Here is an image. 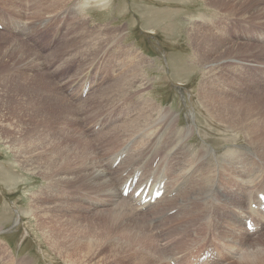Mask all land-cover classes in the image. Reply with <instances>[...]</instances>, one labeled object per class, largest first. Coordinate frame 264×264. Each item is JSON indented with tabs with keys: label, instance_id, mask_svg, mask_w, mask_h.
<instances>
[{
	"label": "rangeland",
	"instance_id": "1",
	"mask_svg": "<svg viewBox=\"0 0 264 264\" xmlns=\"http://www.w3.org/2000/svg\"><path fill=\"white\" fill-rule=\"evenodd\" d=\"M60 1L0 0V21L2 20L0 25L4 26L0 32L19 38L40 54L44 71H47L49 76L42 77L43 80L37 86L32 97L24 96L23 99L32 100L34 104L39 105L38 109L44 112L47 103L45 92H49L54 96L52 99L54 104L66 106L64 116L68 118V122L64 126L69 128V131L73 134L67 140L82 143L77 138L78 133L83 130L85 134H89L88 136L93 141V145L97 148L99 154L103 156L105 152L102 144L112 139V137L108 139L104 136L111 131V127L114 125L113 127L117 128L126 123L131 117L138 115L139 111H143L141 101L130 93L124 96V100L103 108L101 113H92L95 111L97 104L90 102L91 98L97 94H102V89L106 88L115 78L112 68L107 69L106 61L121 60V62L124 61L127 69L121 78L131 80L138 75L141 79L147 76L149 84L152 83L151 89L146 93L147 98H151L157 106L163 108L162 116L160 115L158 118L159 121L163 120L160 125L158 123L155 126L160 128L153 127L155 128L154 133L159 130V133H155L156 135L165 130L170 119H174L171 114L168 116L170 119L166 118L164 110L181 112L179 127L188 128L190 126L194 129L195 125H200V129L194 136L195 139L202 141V132V136L208 142V145L218 149L225 146L231 147L237 142L242 149L245 148L247 149H244L245 151L254 153L264 163V109L262 108L264 106V91L258 90L263 88L259 85V82L262 81L261 74L251 70V75L247 71L248 74L238 76L239 79L242 78L240 82L242 84L252 76L251 86L257 91L248 89L245 91L246 94L263 96L261 98L262 106L260 103L258 105L249 103V107L255 109L256 113L241 130L219 123L218 120L221 119L219 114H217L218 120L215 119L214 121L220 130L213 131L207 125L206 120L204 122L200 120L198 114L194 119V127L192 124L188 125L191 123L188 113L189 111L195 112L194 110L197 108L198 85L206 73L203 65L205 61L209 65L221 60L219 52L223 47L222 41L216 38L205 39V43L201 40L202 45L211 44L214 47V50L208 52V56L205 57L202 56V51H199L197 47L194 49V43L204 36L209 37V34L214 31L215 33L212 35H215V29L222 34V37L224 36V39L226 37L225 41L229 39L230 42L236 40L241 44L246 43L247 39L252 37L254 33L264 30V0H76L80 3L87 1V5L83 8L85 9L84 12L80 13L77 9H73L72 6L76 4V1L73 0L66 5L64 12L52 14L49 18H44V16L42 18V15L52 9H61L63 1ZM239 1L244 3L239 5ZM43 3L48 4V9L42 7ZM15 6L19 9L18 12ZM37 14L42 15L36 16ZM245 14L248 18L242 17ZM58 20H65V24L62 22L64 28L56 36V23ZM79 21L80 23L75 24ZM14 22L16 25L18 24L15 28L16 31H22L21 36L11 33H15V29L10 28V24ZM24 22L30 27L27 31L22 29ZM70 27L72 28L71 34L73 37L66 35L67 28ZM77 27L80 28L81 32L75 29ZM191 28L201 30L199 31L200 37L193 41H190L189 36L186 35ZM84 29H88L87 32H84ZM31 30V35L28 33L25 37L32 36L34 39L32 37L29 40L23 39L22 36ZM210 30H212V33H210ZM74 31H77L76 36ZM125 31H127L126 35H123ZM205 32L209 34L206 35ZM116 33L120 36L116 39L117 51L114 48L113 51L107 53L104 60L102 58L100 60L103 50L97 53H87L86 47L89 44L103 36L105 39L107 35L109 37ZM188 33L190 34V32ZM64 34L65 37L67 36L65 44L78 47L77 51L73 48L62 57L55 58V55L50 57L49 54L57 49L59 41L56 46L53 43L58 40V36L63 37ZM53 37H56V39L52 43L49 39ZM7 44L8 41L5 44H0V49ZM125 51L128 55L122 61V55H125ZM197 52L199 53L196 55ZM235 52L241 55L243 51L239 49ZM98 53L101 55H97ZM75 54L78 56L74 57ZM263 55L264 53L259 57L264 59ZM95 56L96 58L93 60ZM15 57L16 54L7 58L10 69L7 73L0 74L1 76L9 75L13 78V80L3 83L0 77V264H170L171 262H168L167 259L172 257L171 251L183 252L179 254L181 256L198 248L200 237L196 238L191 232L182 236L173 235L168 238L163 235L164 231L159 228L158 231H162V233H157L160 236L157 246L149 239L137 236L135 231H122L121 221L113 222L109 216L101 214L97 207L85 208L83 202H76L74 199H57L56 194L68 187L75 188L73 194L77 196H82L83 193L90 194L92 190L101 191L98 187L94 189V186L82 174L81 169H75L79 163L78 160H72L69 165L65 164L61 169L55 168L61 164L60 160L55 163L48 162L46 174H32L30 172V165H34L35 161L33 156L35 149L29 147V145L21 146L16 141L19 137L31 138L35 136L36 131L33 132L29 125L34 123V114H32L33 108L31 106L24 109L17 107L19 99L17 96L21 92L17 94L14 92L15 89L19 86L29 88V85L22 84L24 80L17 75L18 71L14 70L20 62V60L15 61ZM143 58L152 62L143 61ZM2 70L0 69V71ZM86 79L91 80L92 88L84 98L82 92ZM73 83H75V86L71 88ZM95 84H97L96 87H94ZM246 86L250 88L249 85ZM58 88L65 97L57 93ZM214 91L220 93L218 88H215ZM208 95L213 100L223 104L226 103L229 96V94L220 96L212 92ZM20 97L22 98V96ZM65 98L73 104L80 118L79 120H82V122L73 120L76 112ZM246 98V96H238L237 100L243 104ZM200 100L202 101V99ZM244 108L246 109V107ZM142 111L139 114H142ZM58 114L59 110L56 109L53 119H47L40 115L41 122L38 125L47 127L53 134L52 128L58 121ZM7 123L14 124V127L22 125L23 129L18 132L16 129L9 128ZM95 125H98L97 127H100V130H94ZM101 125H104V127ZM170 126L166 131L167 134H164L166 139L173 135L177 123H172ZM232 135H238L237 141L234 139L229 140V138H233ZM134 139H136L134 140L136 148L147 144L143 157L151 151L153 140L148 134L143 132V136L138 134ZM226 139H228L227 142ZM192 145H194L193 147L196 146V144ZM121 146L119 149H121ZM159 148L161 149L162 146H159ZM30 152L31 154H29ZM160 153L155 150L151 155V160L149 159L148 164L150 165L146 167H150L152 160L160 156ZM23 155L25 158L21 157ZM25 159L31 161L23 165L21 160ZM261 166L264 168L263 164ZM64 176L71 177V180L62 179ZM47 180L55 181L59 188L57 193H54L51 197L41 193V190L42 192L47 190L42 189V186L46 185L43 183ZM259 188L264 189V185ZM168 223L169 220L165 221L163 228L167 227ZM208 232L209 237H212V243H214L215 227L209 225ZM201 235H205V232ZM197 240L198 244H194L191 250L192 242ZM248 240L252 239L249 238ZM259 240L263 241L259 250L245 251L244 256L231 262H229L231 258L221 256L213 264L216 262H219L217 264H231L232 262L233 264H264V237ZM214 246L219 251L215 243ZM224 251L229 256L228 250ZM161 258L164 259L163 262Z\"/></svg>",
	"mask_w": 264,
	"mask_h": 264
},
{
	"label": "bare ground",
	"instance_id": "2",
	"mask_svg": "<svg viewBox=\"0 0 264 264\" xmlns=\"http://www.w3.org/2000/svg\"><path fill=\"white\" fill-rule=\"evenodd\" d=\"M61 1H63L61 9H52L51 11L46 12L45 15L37 14L36 16L42 15V18L43 16L44 18H49L52 16V14L55 15L56 13L64 12L66 5L73 0ZM243 3V1H239V5H242ZM85 5H87V1L82 3L76 1V4H74L72 7L73 9H77L80 13L84 12L85 9L83 8ZM42 7L48 9V4L43 3ZM15 8L18 12L19 9L16 6ZM242 17L248 18L247 14L243 15ZM64 21L65 20L57 21L56 36L59 35V32L62 31L61 29L64 28ZM62 22H64L63 25ZM78 23H80V21L76 22L75 24ZM75 24L72 23L74 26ZM17 25L15 22L13 24L11 23L10 28L15 29L17 28ZM67 29L68 31L66 35L73 37L71 34L72 28L70 27ZM75 29H78V27ZM87 30L88 29H84L83 31L87 32ZM215 30V35H212L215 33V31L212 33V30H210V33L212 34L205 32L206 35L209 34L210 36H204L202 39H198V41L193 45L194 49L197 47L199 51H202V56L206 57L208 56V52L214 50V47L211 44L202 45L201 40L205 43V39L211 40L212 38H216L221 40L223 43V47L219 52L221 60L209 65L205 61L203 65V69L206 70V73L204 78L201 80V83L198 85V89L196 88V102L198 103L196 104L199 106L198 107L196 105V107L199 109L197 110L196 108V110H194L195 112L189 111L188 118L190 119L189 121H191V123L188 125L192 124L194 127V119L198 114L200 120H202V122L206 120L207 125L210 126L213 131L220 130L214 121L215 119L218 120L217 114H219L221 117V119L218 120L219 123L237 130H241L247 121L256 113L255 109L253 110L249 107V103H253L255 105H258V103L261 104V98L263 96H259L258 94L255 96L246 94V90L254 89L251 86L252 76H250V79L243 84L240 83L242 78L239 79L238 76L240 74L243 76L248 73L251 75V70H253L255 73L261 74L262 81L258 82L261 87L263 86V88L258 90L264 91V59L259 57V55L264 53V30H259L254 33L252 37L248 38L244 44L236 42V40H231L230 42L229 39H227L229 42L225 41L226 37L224 39V36L222 37V34L218 33L217 29ZM79 31L81 32V30ZM199 31L201 30L197 28H191L188 31L190 34L187 32L188 34L186 33V35L189 36L190 41H193L200 37ZM15 32H17L16 29ZM126 32L127 31H125L123 35H126ZM74 34L76 36L77 31ZM67 36L65 37V34L63 37L58 36V40L54 43L53 40L56 39V37L49 39L55 46L59 41L57 49L49 54L50 57L55 55V58H59L62 57V55L67 54V52L71 51L73 48H75V50L78 48L65 44V41H67ZM103 37L93 42V45L89 44V46L86 47L88 54L92 52L97 53L103 50V54L100 52L102 54L100 60L101 58L104 60L107 53L113 51L114 48L117 51L116 39H118L120 36L116 33L109 37L107 35L105 39ZM7 41L8 44L0 49V69H3L0 71V74L7 73L9 71L10 64L8 63L7 58H10L16 54L15 61L20 60V62L18 67L14 70H17V75L24 80V83L22 84L29 85V88L19 86L14 92L17 94L21 92V94L17 96V98L19 97L17 101V107L19 109H24L27 106H31L33 108L32 114H34V123H30L29 125L31 126L33 132L36 131L35 136L31 138L19 137L16 141L17 143L19 142L21 146L29 145V147L35 149V153H33L35 161L34 165H30V172L32 174H46L48 162L55 163L57 160H60L61 164L55 168L61 169L65 164L69 165L72 160H78L79 163L75 169H81L82 174L85 176L87 181L94 186V189L98 187L99 190H101L98 192L92 190L90 194L83 193L82 196H77L73 194L75 188L68 187L67 189L57 193L59 189L57 183L52 180H47L43 183L46 185L42 186V189L47 190H44L43 192L41 190V193L47 194V197H51L54 193H57L56 198L59 200L74 199L76 202H83L85 204V208L97 207V209L101 211V214H106L113 222L117 223L121 221L122 231H135L137 236L144 239H149L157 246V241L160 237L157 234L159 228H161L160 230L164 231L163 235H166L168 238L173 235L182 236L188 232H191L196 238L200 237L201 245L207 241V238L209 237L208 227L211 225L215 227V245L223 250H228L229 257L232 256L231 259L234 258L233 261L238 259V257L244 256L245 251H254L255 249H260L263 239H259L264 237V230L259 235H257L259 232L253 234L255 237L252 240H248V231L245 223L247 217H252L255 218L258 224L262 225L264 229V215H262L259 211H254L250 208L253 203L257 202V194L262 193L264 190L259 188L260 186L264 185V168L261 166L262 164L264 165V163L259 160L258 156H256L254 153H251L250 151H245L247 149H242L241 145H239L237 142L231 147L225 146L221 149L210 147L208 142L202 136V132V141L195 139L194 136L200 129V125H195L194 129L190 126L188 128L179 127L181 123V112L164 110L166 113L163 114L166 118L171 114L174 119L172 118V120L168 117L170 121L167 120L169 123L166 124L165 130L156 135V132L159 130H156V134L153 130L156 128V124L159 123L160 125L163 120L162 119L159 121L158 119L163 112V108L157 106L154 103V100L151 98H147L148 96L146 93H148L152 87V83L149 84L148 79L146 78L147 76L144 77V79L143 77L141 79L140 75L131 80L121 78L127 70L123 61L125 56L128 55L126 51L125 55H122L123 62H121V60H117L115 62L114 60L106 61L107 69L110 70V68H112L115 78L106 88L102 89V94H97L95 97L91 98L90 102L97 104L95 111L92 113H101L103 108L112 106L118 101L124 100V96L130 93L133 97H137L141 101V106L143 105V111L141 110L142 114H139L141 112L139 111L138 115L131 117L126 123L121 124L117 128L113 127V125L111 127L112 129L110 128L111 131L109 130V133H105L106 135L104 137H108V139L112 137V139L102 144L105 154L101 156L97 148H95L93 145V141L88 136L89 134H85L83 130L78 133L77 138V140H80L82 143H75L67 140L71 138L73 134L69 131V128L64 126L68 122V118L64 116L66 106L54 104L52 100L54 96L51 93L45 92L47 103L45 104L44 112L40 111L38 109L39 105L34 104L32 100L23 99L24 96L32 97L37 86L40 85L41 81L43 80L42 77L46 75L49 76V74L47 71H44L45 69L43 68V62L41 61L40 54L37 51L33 50L30 46H28L27 43L19 40V38L17 39L0 32V44H5ZM122 42L124 41L122 40ZM239 49H242L243 51L241 55H238V52H235ZM79 53L81 54V52ZM198 53L199 52H197L196 55ZM76 56L78 55L75 54L74 57ZM95 58L96 56L93 57V60H95ZM143 61H147L148 63L152 62L148 59L146 60L145 58H143ZM0 77L3 83L11 79L13 80V78L9 75H0ZM245 85H249L250 88L247 86L245 87ZM74 86L75 83L71 85V88ZM215 88H218L220 93L215 92ZM254 90L257 91V89ZM211 92L220 96L229 94L226 99V103L223 104L217 100H213L208 95V93ZM57 93L63 95L59 88L57 89ZM20 96H22V98ZM238 96L247 97L243 104L241 101L237 100ZM126 98L128 100V97ZM200 99H202V101ZM66 101L69 103V105L71 104L70 106L73 107L76 112L73 104L67 99ZM137 103L135 104L137 105ZM244 107H246V109ZM262 108L264 109V106H262ZM56 109L59 110L58 121L52 128V134L51 130L47 129V127L42 125L39 126L38 124L41 122L40 115H43L47 119H53L55 117ZM79 119L80 118L76 112L73 120L76 122H82V120ZM172 123H177V127L173 131V135L171 134L172 136H170L169 133L170 138L166 139L164 134H167L166 131ZM13 125L11 123H7L9 128L16 129L18 132L22 131V125H18L17 127H14ZM26 126L28 125L26 124ZM97 126L95 125L94 130H96ZM101 126L104 127V125ZM99 128L100 127H98V130H100ZM159 128L160 127L158 126L156 129ZM143 132L148 134L153 140V144L150 143L152 144L151 151L147 155H144V157L142 155L145 153L144 151L147 148V144L136 148L134 143V140H136L134 137L138 134L139 136H143ZM99 134L101 135L102 133ZM231 139L237 141L238 135L233 136V138H229V140ZM225 141L227 142L228 139ZM192 144H196V146L193 147L194 145ZM120 146L121 149H119ZM159 146H162V148L158 149ZM155 150L161 152L159 154L160 156L152 160L150 167H145V173L141 177V180H139L136 189L141 186L142 182L146 181L147 183L150 177L153 174H156L154 183L167 178L166 193L160 200L155 202V204L140 208L137 205V199H134L133 197L126 198L122 196V187L131 177L134 176L138 169L143 167L144 163H149L151 160V155ZM29 154H31V152ZM21 157L25 158L24 155ZM119 159L120 163L117 167L113 168V165ZM29 161L31 160L25 159L21 160V163L26 165ZM62 171L64 172V170ZM62 179L69 181L71 180V177L64 176ZM167 220H169V223L167 224V227L163 228L164 222ZM203 232H205V235H201ZM194 244L197 245L198 240L192 242L191 250L193 249ZM239 251L240 254L238 255ZM171 253L172 257H168V262H172L173 260L171 258H177L180 256L179 254L183 252L171 251ZM161 261L163 262L164 259L161 258ZM217 263L219 262H216L215 264ZM231 264H233V262Z\"/></svg>",
	"mask_w": 264,
	"mask_h": 264
}]
</instances>
